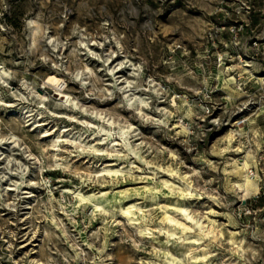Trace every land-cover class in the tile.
Here are the masks:
<instances>
[{"label":"rangeland","instance_id":"1","mask_svg":"<svg viewBox=\"0 0 264 264\" xmlns=\"http://www.w3.org/2000/svg\"><path fill=\"white\" fill-rule=\"evenodd\" d=\"M240 115L264 0H0V264H257Z\"/></svg>","mask_w":264,"mask_h":264},{"label":"built area","instance_id":"2","mask_svg":"<svg viewBox=\"0 0 264 264\" xmlns=\"http://www.w3.org/2000/svg\"><path fill=\"white\" fill-rule=\"evenodd\" d=\"M256 102L252 98L240 110L257 107ZM233 125L235 133L243 137L245 147H249L253 152L251 163L246 172L258 183V189L254 193L246 197L242 196L239 200L238 217L242 222V227L250 231L251 236L260 247L261 254L257 264H264V128L259 126L257 133L252 132L250 128H247V131L243 130L244 126L248 125V116L246 115L236 118Z\"/></svg>","mask_w":264,"mask_h":264},{"label":"bare ground","instance_id":"3","mask_svg":"<svg viewBox=\"0 0 264 264\" xmlns=\"http://www.w3.org/2000/svg\"><path fill=\"white\" fill-rule=\"evenodd\" d=\"M45 83L52 85L53 87H55L59 93L63 96L65 95V99H63L64 101H68L69 100V95L64 93V79L57 75L56 73H51L47 79L45 80ZM61 98L59 99H62ZM242 131V129L240 130ZM239 158H237L238 160ZM239 164H237V168L238 171L242 172V179L244 180V184H245V188H250V186H256L257 182L255 180L254 177H251L250 175L247 174L246 169L247 167H249V162L246 158L244 157H240V161H238ZM239 182H235V184L237 185Z\"/></svg>","mask_w":264,"mask_h":264}]
</instances>
